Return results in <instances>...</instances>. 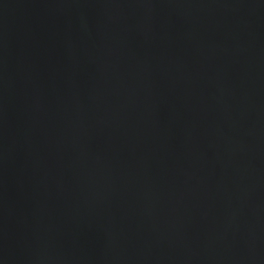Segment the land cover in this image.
<instances>
[{
	"label": "water",
	"instance_id": "obj_1",
	"mask_svg": "<svg viewBox=\"0 0 264 264\" xmlns=\"http://www.w3.org/2000/svg\"><path fill=\"white\" fill-rule=\"evenodd\" d=\"M0 264H264V0H0Z\"/></svg>",
	"mask_w": 264,
	"mask_h": 264
}]
</instances>
